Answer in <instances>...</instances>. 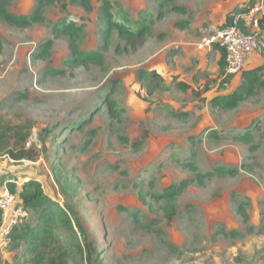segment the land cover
I'll use <instances>...</instances> for the list:
<instances>
[{"label": "rangeland", "instance_id": "obj_1", "mask_svg": "<svg viewBox=\"0 0 264 264\" xmlns=\"http://www.w3.org/2000/svg\"><path fill=\"white\" fill-rule=\"evenodd\" d=\"M102 1L43 0L45 21L25 27L0 18V115L30 124L42 149L34 161L0 154V192L36 180L84 232L52 227L31 253L0 237V264H264V89L235 108L212 105L252 69L227 77L194 49L201 24L247 2L109 0L113 22L146 28L131 43L116 30L106 37ZM5 5L27 16L37 0ZM61 21L82 28L74 40L55 32ZM74 41L96 62L69 64ZM151 69L165 88L147 95L138 73ZM183 179L174 199H155Z\"/></svg>", "mask_w": 264, "mask_h": 264}, {"label": "trees", "instance_id": "obj_2", "mask_svg": "<svg viewBox=\"0 0 264 264\" xmlns=\"http://www.w3.org/2000/svg\"><path fill=\"white\" fill-rule=\"evenodd\" d=\"M7 0H0V18L5 20L8 24L25 27L33 23L44 22L45 19L41 15L42 1L37 0V6L29 15H17L9 12L5 7ZM61 1V0H60ZM72 3L89 4V0H70ZM111 5L109 0H103L100 6V18L103 23V31L107 36L110 32L116 30L121 39L133 43L134 38L143 36L145 29L141 24L135 31L132 29L120 25L112 21L110 13ZM60 25L62 29H57L55 32L61 34H67L72 40L79 35L82 28L77 26L71 21H61ZM56 35H59L57 34ZM53 40L48 39L41 47L40 52L45 53L52 45ZM219 47V46H218ZM220 48V47H219ZM222 49V48H220ZM223 60L220 62V69L224 72L225 58L224 50L222 49ZM96 55H88L80 50L75 41L71 42V54L68 63L71 65H80L87 62H96ZM263 67H257L252 70L243 71V78L241 83L231 92L222 96H218L212 99V105L220 106L225 109L235 108L242 101L254 94L258 88L264 89V77L261 72ZM54 73H60L58 70H54ZM138 78L146 82L145 92L147 95H152L159 89L165 88L163 77L158 74L154 69L149 71L139 72ZM228 82V78H223V84ZM175 86L181 91L185 92L188 89V85L177 81ZM146 133L140 139H145ZM211 135H215L212 133ZM31 130L30 124H12L4 119L3 115H0V154L6 155L13 161L28 160L34 161L39 154H42L41 148H36L35 144L30 143ZM139 139V140H140ZM44 147V141H41ZM189 168L193 169L194 164L188 162L186 164ZM209 175V174H205ZM191 179H183L177 185L172 184L163 189L162 193L158 196L155 195V199H174L190 182ZM16 185L9 183L7 188L10 192L17 194L19 204L25 209L26 213L31 212L36 217L35 222L31 223L28 220H23L14 226L9 237L14 240L15 247L19 248L20 245H27V253L32 252L33 249L42 242H46L49 238V231L52 227H58L59 225H75L79 231L84 235L82 223L74 209L69 211L59 208L55 202L51 200L46 194H44L41 184L33 179L24 181L21 187L16 191ZM2 221V213L0 212V224ZM1 261V256H0Z\"/></svg>", "mask_w": 264, "mask_h": 264}, {"label": "built area", "instance_id": "obj_3", "mask_svg": "<svg viewBox=\"0 0 264 264\" xmlns=\"http://www.w3.org/2000/svg\"><path fill=\"white\" fill-rule=\"evenodd\" d=\"M214 45L224 50L225 76H235L243 71L253 53H264V0H253L229 15L224 25L208 23L199 29L196 44L200 50ZM225 85L227 84L224 83ZM0 237L9 235L11 229L27 215L19 204L18 196L5 187L0 192Z\"/></svg>", "mask_w": 264, "mask_h": 264}, {"label": "crops", "instance_id": "obj_4", "mask_svg": "<svg viewBox=\"0 0 264 264\" xmlns=\"http://www.w3.org/2000/svg\"><path fill=\"white\" fill-rule=\"evenodd\" d=\"M246 1L247 3L245 4H249L250 2H252L253 0H244ZM243 4V5H245ZM242 5V6H243ZM241 7V6H240ZM236 8V7H234ZM234 8H231L228 10V12H226L227 14ZM224 13V12H223ZM226 19L222 18L220 21V23H215V22H210V23H213L215 25H224L226 22H227V16H225ZM209 18L210 19H214V17L212 16V14L209 15ZM206 25V23H205ZM202 26H204V24H201L199 27H198V30H197V35L199 34V28H201ZM198 37H197V41L195 42V50L198 52V53H206L207 54V57L212 59V60H215V62L217 63L219 60H223V55H222V49H220L217 45H214L211 49H205V50H200L197 48L196 44L198 42ZM256 67H263V71H264V53L263 54H259V53H253L250 57H249V60H248V63L245 67V69H253V68H256Z\"/></svg>", "mask_w": 264, "mask_h": 264}]
</instances>
